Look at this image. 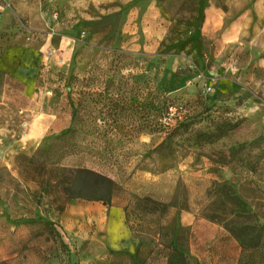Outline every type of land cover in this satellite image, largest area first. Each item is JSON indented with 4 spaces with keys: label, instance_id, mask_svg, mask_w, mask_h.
<instances>
[{
    "label": "rangeland",
    "instance_id": "374dc122",
    "mask_svg": "<svg viewBox=\"0 0 264 264\" xmlns=\"http://www.w3.org/2000/svg\"><path fill=\"white\" fill-rule=\"evenodd\" d=\"M11 2L0 21L8 13V25L32 39L37 75L29 95L0 73V138L16 132L28 142L36 126L39 139L32 154L0 166V264H168L176 235L188 264H239L227 228L256 217L264 225V0H97L84 23L71 0ZM151 2L157 33L120 30L119 8ZM208 7L240 34L226 48L212 35L196 54L192 33ZM71 104L74 133L61 137ZM76 147L83 152L63 158ZM44 159L109 176L118 185L111 204L67 201L59 188L43 195ZM235 195L254 216L237 214ZM117 211L135 254L108 246L101 221Z\"/></svg>",
    "mask_w": 264,
    "mask_h": 264
},
{
    "label": "crops",
    "instance_id": "0c3cea01",
    "mask_svg": "<svg viewBox=\"0 0 264 264\" xmlns=\"http://www.w3.org/2000/svg\"><path fill=\"white\" fill-rule=\"evenodd\" d=\"M13 0H0V8L5 12H9ZM48 2L50 0H47ZM62 1V0H61ZM72 4L76 6L77 16L80 17L76 23L93 22L94 17L91 16L84 9L91 6L92 1L97 0H71ZM123 6L126 7L128 1L120 0ZM128 9L119 8L118 26L124 32L134 31L135 29L150 31L157 33L159 28V13L156 8L150 3L145 9L141 5H132ZM261 7L256 9L259 11ZM219 12L217 7H208L204 10L205 19L203 25L198 32L192 33L196 44V54L205 49L204 42L211 40L214 35L217 38L221 47L226 48L234 42L238 33L235 24L230 26H223V21L219 22ZM19 14L20 11H18ZM9 14L6 13L0 21V73L7 77L15 78L16 80L26 84V93L32 95L36 86L37 69L35 66L36 54L31 50L32 39L24 32H20L17 28L9 26ZM21 16V15H20ZM212 25L214 27L212 28ZM79 27L77 28V30ZM47 30V29H46ZM218 33V34H217ZM243 33V31H242ZM196 36V37H195ZM49 42V40H46ZM202 47V48H201ZM206 50V49H205ZM206 58H199L197 64L200 70L204 68L209 72ZM69 120V119H68ZM69 124V121H68ZM67 124V125H68ZM5 135L0 138V148L2 147V154L0 155V166L11 168L14 165V159L19 154H32L36 148V141L39 139V129L34 127L31 132V140L24 141V137L20 135ZM102 227L110 232L108 236V246L117 252H126L135 254L139 243L136 242L131 232L126 225L125 216L122 211L111 213L105 220L101 221Z\"/></svg>",
    "mask_w": 264,
    "mask_h": 264
},
{
    "label": "trees",
    "instance_id": "16d2710c",
    "mask_svg": "<svg viewBox=\"0 0 264 264\" xmlns=\"http://www.w3.org/2000/svg\"><path fill=\"white\" fill-rule=\"evenodd\" d=\"M71 125L68 129L62 131L61 137H66L74 133L73 126L77 120L78 110L75 104H71ZM118 107H115L117 109ZM183 126L180 123L178 127L168 134L167 139L173 133ZM165 141L160 145L162 146ZM86 150L91 152L89 147ZM83 151L76 147V151L70 154H64L63 158L72 155H78ZM49 151H40V156H46ZM25 160L28 158L24 157ZM35 160V157L29 159ZM47 160H43L40 169L44 173V181L41 183L43 195L49 194L52 189L59 188L70 199H81L89 202H100L104 205H110L115 194L118 191V185L109 176L87 166L79 168H67L60 164L50 166ZM231 202L237 208V214L241 216H254L250 205L240 196L231 197ZM256 217V216H255ZM231 235L237 240L242 249V258L239 264H264V225L260 224L255 218L251 224H236L227 228ZM54 234L56 231H53ZM177 236L168 246L170 250L168 264H188L187 252L178 243ZM136 263H139L137 256L130 255ZM8 264V263H1Z\"/></svg>",
    "mask_w": 264,
    "mask_h": 264
},
{
    "label": "built area",
    "instance_id": "2783aa9c",
    "mask_svg": "<svg viewBox=\"0 0 264 264\" xmlns=\"http://www.w3.org/2000/svg\"><path fill=\"white\" fill-rule=\"evenodd\" d=\"M207 92L208 93H211V92H213V89H214V85L213 84H209V85H207Z\"/></svg>",
    "mask_w": 264,
    "mask_h": 264
}]
</instances>
